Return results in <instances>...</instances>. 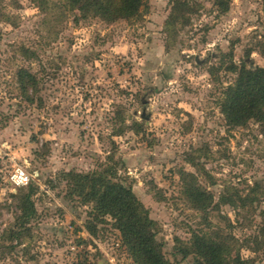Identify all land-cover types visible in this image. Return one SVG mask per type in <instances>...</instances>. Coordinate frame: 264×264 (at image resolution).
I'll list each match as a JSON object with an SVG mask.
<instances>
[{
    "label": "rangeland",
    "instance_id": "obj_1",
    "mask_svg": "<svg viewBox=\"0 0 264 264\" xmlns=\"http://www.w3.org/2000/svg\"><path fill=\"white\" fill-rule=\"evenodd\" d=\"M227 1L148 0L106 21L69 0H0V264H137L109 216L86 228L92 204L61 177L103 169L131 185L173 264H197L195 233L264 264V129L219 108L230 61L264 66V0ZM121 115L141 129L115 135ZM15 164L28 185L11 183ZM191 174L206 210L185 195ZM30 188L35 213L18 222Z\"/></svg>",
    "mask_w": 264,
    "mask_h": 264
},
{
    "label": "trees",
    "instance_id": "obj_2",
    "mask_svg": "<svg viewBox=\"0 0 264 264\" xmlns=\"http://www.w3.org/2000/svg\"><path fill=\"white\" fill-rule=\"evenodd\" d=\"M69 2L83 15L92 12L106 21L135 19L140 17L148 7V0H69ZM219 2L224 6L223 9L228 7L227 0H219ZM173 18L172 14L170 19ZM227 70L235 74V77L232 82L223 87L219 100L220 112L226 123L231 127H238L245 126L250 120H255L260 123L261 129H264V66L247 67L243 63L237 65L230 61ZM27 75L31 81H34L30 74ZM21 76H18L20 83ZM119 120L123 123L118 127L115 135L122 134L125 128L141 129V124L137 121L126 125L122 115ZM106 171L103 169L92 172L74 170L61 172V177L66 180L68 193L77 194L82 202L92 204V216L86 228L95 232V225L102 223L105 216H109L134 262L137 264H173L163 256L161 244L157 242L155 231H153L155 222L149 217L142 202L135 196L131 185H126L116 173L109 177ZM191 176L194 178V183L188 188L183 178L185 195L195 209L206 210L212 202V196L198 185L193 174ZM33 192L30 188L23 197L18 222H25L26 218H30L35 213L30 199ZM238 198L243 200V197L238 196ZM222 202L235 204L230 198H224ZM262 220L264 227V209ZM211 238L213 237H209L206 233L193 234L191 246L193 247L192 252L199 258L197 264H254L251 258L232 253L226 245Z\"/></svg>",
    "mask_w": 264,
    "mask_h": 264
},
{
    "label": "built area",
    "instance_id": "obj_3",
    "mask_svg": "<svg viewBox=\"0 0 264 264\" xmlns=\"http://www.w3.org/2000/svg\"><path fill=\"white\" fill-rule=\"evenodd\" d=\"M32 176L21 165L15 164L9 173V179L15 186H26L29 184Z\"/></svg>",
    "mask_w": 264,
    "mask_h": 264
},
{
    "label": "water",
    "instance_id": "obj_4",
    "mask_svg": "<svg viewBox=\"0 0 264 264\" xmlns=\"http://www.w3.org/2000/svg\"><path fill=\"white\" fill-rule=\"evenodd\" d=\"M143 113H142V116H144V110L142 111Z\"/></svg>",
    "mask_w": 264,
    "mask_h": 264
}]
</instances>
